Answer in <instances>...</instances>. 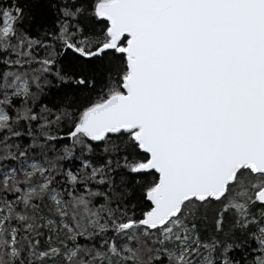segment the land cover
Returning a JSON list of instances; mask_svg holds the SVG:
<instances>
[{"label": "snow or ice", "instance_id": "snow-or-ice-1", "mask_svg": "<svg viewBox=\"0 0 264 264\" xmlns=\"http://www.w3.org/2000/svg\"><path fill=\"white\" fill-rule=\"evenodd\" d=\"M0 264H264V0H0Z\"/></svg>", "mask_w": 264, "mask_h": 264}]
</instances>
